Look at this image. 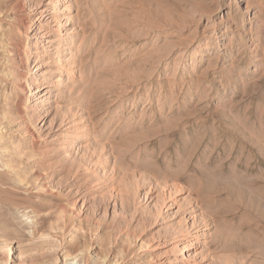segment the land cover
<instances>
[{"label":"rangeland","instance_id":"1","mask_svg":"<svg viewBox=\"0 0 264 264\" xmlns=\"http://www.w3.org/2000/svg\"><path fill=\"white\" fill-rule=\"evenodd\" d=\"M37 2L0 0V264H167L189 214L187 264H264V0H64L35 77Z\"/></svg>","mask_w":264,"mask_h":264},{"label":"bare ground","instance_id":"2","mask_svg":"<svg viewBox=\"0 0 264 264\" xmlns=\"http://www.w3.org/2000/svg\"><path fill=\"white\" fill-rule=\"evenodd\" d=\"M64 0H38V2H37V4H35V6L34 7H36V12H35V14L32 16V17H29L28 18V21L27 20H25V21H27L25 24L27 25L26 27H27V30H30V28L32 27V25H35L37 28H35L36 29V31H35V33L31 36V37H29V39H28V41L26 42L27 44V46H28V48H29V50H33V51H35V50H37V51H35V52H33V54H35V56H33V59H35V61L33 62L34 64H35V77H36V75H40L42 72H46V71H43L44 70V67L47 65V64H44L43 62L41 63H38V60H39V58L40 57H47L46 56V50H44L45 48H43V46L46 44V48H49L50 50H54L55 51V49H56V45L58 44V43H60V41H61V30H59V32H54V29H53V27L55 26V25H57V22H65L64 24H62V25H66L68 22H69V17H67L66 15L65 16H63V19L62 20H58L59 19V17H58V15L59 14H57L56 13V7H58L57 8V11H60V10H62L61 12L62 13H65V9H62L61 7H63V5H62V3H64L63 2ZM33 2V1H32ZM32 6V5H31ZM61 6V7H60ZM53 7L55 8V10L53 9ZM60 7V8H59ZM247 8H248V6H247ZM60 16V15H59ZM58 18V19H57ZM62 27V26H61ZM70 34H72V33H70ZM70 34H67V35H70ZM50 35H53V36H51V37H49ZM74 39V38H73ZM44 41H46V43H43ZM73 41V40H72ZM62 42V41H61ZM39 48V49H38ZM55 48V49H54ZM72 48V47H71ZM49 50V51H50ZM25 51V50H24ZM59 51V50H58ZM16 52V51H15ZM60 52V51H59ZM24 53H26V52H24ZM70 53V52H69ZM72 53V52H71ZM27 54V53H26ZM27 56H30V58H32L31 57V54L29 53V55H27ZM26 56V57H27ZM18 57H20V56H18ZM25 57V56H24ZM25 57V58H26ZM53 58V57H52ZM55 58V57H54ZM29 60V59H28ZM73 58H72V56H71V54H69V56H67L66 58H64V59H61V58H58V60L57 61H55V62H49L50 64L49 65H51V67H53V68H51V70L48 72L49 74L48 75H50V76H52L51 78H53L54 79V77L56 76V75H60L61 74V72H62V68H65V67H68V66H70L71 65V63L73 62ZM24 61H26V60H24V58L22 57L21 58V62L20 63H24ZM29 62H31V60L29 61ZM29 64V63H28ZM72 64H74V63H72ZM15 67H17L16 65H14ZM18 70V69H17ZM60 70H61V72H60ZM16 71V70H15ZM34 72V71H33ZM72 72V71H71ZM19 71H18V75H19ZM43 74H45V73H43ZM17 75V74H16ZM42 75V74H41ZM22 76V75H21ZM46 76V75H45ZM15 78V77H14ZM17 78V77H16ZM18 80V79H17ZM46 81V80H45ZM60 81V80H59ZM32 82V81H31ZM47 83H50L48 80H47V82H44V83H41V82H32L31 83V86H30V89H29V95H34V97H37V100L35 101V103L36 104H40L41 106H43L44 107V105H45V103H47L48 101H49V99H50V95H51V92H50V89H48L49 88V86L50 85H46ZM54 83V82H53ZM60 83H61V81H60ZM33 87H34V89H36V91L35 92H33L32 91V89H33ZM33 89V90H34ZM27 94V93H26ZM44 109V108H43ZM46 112V111H45ZM48 125V122L47 123H45V124H43L41 127H40V129H41V131H43V129H44V126L45 125ZM27 125V124H26ZM77 126V125H76ZM48 127H49V125H48ZM26 129V128H25ZM49 128H47V129H44V131H46V130H48ZM78 130V129H77ZM42 133H44V132H42ZM42 141V138H38V140H37V142H41ZM199 204H197L196 205V207L197 208H199V206H198ZM163 207L164 208H168V201L166 200V202H164V204H163ZM161 210H163V208H160ZM164 211V210H163ZM193 211V210H192ZM189 212V211H188ZM194 212V211H193ZM194 215V214H193ZM186 218L189 220V221H187V222H189V224H187V227H185L184 228V230H185V232H183V233H180L179 231H176V232H174V235H175V239L174 240H176V241H173V243L175 242V243H177L176 245H178V246H181V244H185V246L184 247H182L183 249H181L182 251H180V252H175V251H170V249L168 250V252L166 251L165 253H168V254H166V255H173V253L175 254V257L173 258V259H171L170 261H168V263L167 264H187L186 263V260L187 259H191V258H189V257H191V253H189V255H187V253L184 251V249H186L187 247H190L191 249H194V247H196V245L198 244L196 241H194V242H196L197 244H194V242H190L189 240H188V236H189V234L190 233H192L191 231L192 230H194L196 227H194V226H196L195 225V223H196V221H197V218H196V216L194 217V216H192V214H189V215H187L186 216ZM183 230V231H184ZM195 232H196V237H197V239H200V238H202V235H201V233H200V231H198V229H197V231L196 230H194ZM173 235V236H174ZM187 243H189L188 245H187ZM191 243V244H190ZM175 245V244H174ZM175 245V246H176ZM171 246V245H170ZM160 247V246H159ZM177 247V246H176ZM175 247V248H176ZM189 248V249H190ZM174 250V249H173ZM177 250H180V249H177ZM170 251V252H169ZM172 252V253H171ZM165 255V256H166ZM195 257V256H194ZM193 257V258H194Z\"/></svg>","mask_w":264,"mask_h":264}]
</instances>
